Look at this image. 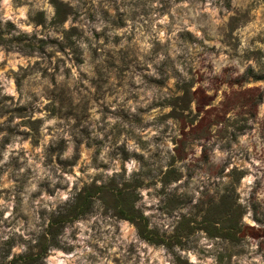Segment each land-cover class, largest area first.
<instances>
[{"label":"rangeland","instance_id":"374dc122","mask_svg":"<svg viewBox=\"0 0 264 264\" xmlns=\"http://www.w3.org/2000/svg\"><path fill=\"white\" fill-rule=\"evenodd\" d=\"M177 257L264 264V0H0V264Z\"/></svg>","mask_w":264,"mask_h":264},{"label":"trees","instance_id":"16d2710c","mask_svg":"<svg viewBox=\"0 0 264 264\" xmlns=\"http://www.w3.org/2000/svg\"><path fill=\"white\" fill-rule=\"evenodd\" d=\"M175 173L176 172L173 169L168 170L164 174V180H168L170 177L174 176ZM118 192H119V196H122L121 191L119 190ZM85 200L87 201L79 205H76L77 206L76 208L80 207L79 215H83L88 209V200H89L88 197ZM118 213L120 216H122V218L128 219L135 223L138 229V233L143 239H145L146 241L152 244H157V245L162 244L166 246L167 248L172 249L173 247L172 237L171 236L166 237V236L160 235L156 229L148 228L146 225V218L142 216L141 214H135L132 212H128L124 208H118ZM176 260L178 264H194L192 262H188L186 259L185 260L180 259L179 257H177Z\"/></svg>","mask_w":264,"mask_h":264}]
</instances>
